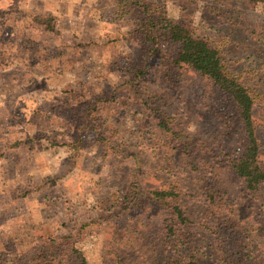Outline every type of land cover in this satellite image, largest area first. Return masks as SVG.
I'll use <instances>...</instances> for the list:
<instances>
[{"label": "rangeland", "instance_id": "rangeland-1", "mask_svg": "<svg viewBox=\"0 0 264 264\" xmlns=\"http://www.w3.org/2000/svg\"><path fill=\"white\" fill-rule=\"evenodd\" d=\"M156 1L217 47L253 94L264 167V4ZM124 4L0 0V139L13 142L0 161V264H49L47 254L70 246L86 264H166L156 206L124 208L133 176L145 187L179 188L190 220L181 253L200 264H264V183L248 193L228 161L241 146L233 102L199 72L171 67L170 46L162 47L169 54H150ZM136 66L145 74L129 84ZM88 100L98 111L86 117ZM161 117L178 119L224 158L205 170L227 208L220 217L199 173L168 144Z\"/></svg>", "mask_w": 264, "mask_h": 264}, {"label": "trees", "instance_id": "trees-1", "mask_svg": "<svg viewBox=\"0 0 264 264\" xmlns=\"http://www.w3.org/2000/svg\"><path fill=\"white\" fill-rule=\"evenodd\" d=\"M124 1L126 4L122 8L133 10L136 15L134 27L138 33V38L143 41L145 49L150 54L161 53L162 56L164 53H168L162 49L163 45L170 46L172 48V51H170L172 55L171 67L188 68L199 72L211 80L213 85L228 95L233 102L236 119L240 123L238 132H240L241 146L239 150L236 148L234 151L235 157H230L228 161L232 163L245 190L248 193L257 192L264 183V167L254 120L255 101L253 94L242 82L228 72L220 50L207 39L196 35L183 19L169 17L165 8L156 0ZM217 1L224 2L225 0ZM248 1L264 4V0ZM140 71L145 74L144 68L136 66L132 72V77L128 81L129 84L135 82L137 72ZM140 92L143 98L147 97L149 101L154 103V97L149 94V90L141 86ZM132 96L130 97L132 98ZM85 105H87L86 117H88L90 108L98 111V106L95 103L92 104V101L88 100ZM157 111L161 113L159 109ZM158 120V126L166 132L169 140L168 144L173 145L174 150L179 149L185 155V167L199 173L200 189L204 193L203 196L213 210L214 215L220 217L227 208H224L225 204L221 201V190L217 187L214 177L205 170L210 165V160L225 161L224 158H220L219 155L215 154L214 149L209 148L200 140L193 139L191 137L192 133L181 129L182 123L178 119L161 117ZM193 144L195 148H191ZM224 149H222V152L225 151ZM199 151H201L200 155ZM210 168L212 169L213 166H210ZM127 188L128 192L122 198L125 209L143 212L148 204L156 206L160 220L156 237L162 241L163 244H160L168 250L169 257L166 264H200L197 256L183 254L179 249V246L185 240L182 237L185 235V230L190 221L183 206V200L178 191L179 188L174 187L170 182L160 188L145 187L136 176H133ZM144 228L146 227L141 225V229L145 233ZM115 231L117 234L116 239H118L120 230L116 229ZM158 239L156 240L158 241ZM53 252L54 254L46 255L49 264H86L84 253L76 246L56 250L54 248ZM139 255L140 251H137V257ZM122 262L123 260L119 263L123 264ZM140 262L139 256L138 263ZM230 262L244 264V258L230 260Z\"/></svg>", "mask_w": 264, "mask_h": 264}, {"label": "crops", "instance_id": "crops-1", "mask_svg": "<svg viewBox=\"0 0 264 264\" xmlns=\"http://www.w3.org/2000/svg\"><path fill=\"white\" fill-rule=\"evenodd\" d=\"M9 143V144H7ZM13 142H6V144L0 139V161H1V156H2V159L6 158V154H7V148H8V145L10 146V148H12ZM21 145H24V142H21ZM37 192V191H36Z\"/></svg>", "mask_w": 264, "mask_h": 264}]
</instances>
